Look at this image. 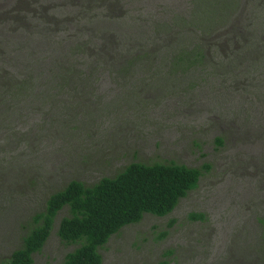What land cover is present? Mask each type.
<instances>
[{"label": "rangeland", "instance_id": "rangeland-1", "mask_svg": "<svg viewBox=\"0 0 264 264\" xmlns=\"http://www.w3.org/2000/svg\"><path fill=\"white\" fill-rule=\"evenodd\" d=\"M256 13L264 0H0V68L27 73L23 93L0 89V263L71 180L141 162L198 168L200 183L171 214L112 236L103 264H264ZM67 215L34 264L77 247L57 233Z\"/></svg>", "mask_w": 264, "mask_h": 264}, {"label": "trees", "instance_id": "trees-1", "mask_svg": "<svg viewBox=\"0 0 264 264\" xmlns=\"http://www.w3.org/2000/svg\"><path fill=\"white\" fill-rule=\"evenodd\" d=\"M262 20L264 15L256 13L250 18L251 27L255 28ZM65 33L68 32H57L54 38L62 42ZM50 53L51 50H46L37 63L30 65L31 71L43 65ZM0 74V89L8 90L16 85L19 93H23V76L27 73L16 74L8 67H1ZM18 75L22 78L17 79ZM201 176L200 169L184 164L133 162L114 177H104L90 186L71 180L47 199L44 210L34 216L35 225L23 237L22 246L0 264H34V255L45 246L63 210L68 215L60 221L58 236L77 247L66 255L62 264H103L100 250L112 236L126 226L139 223L146 214L158 217L171 214L180 200L198 187Z\"/></svg>", "mask_w": 264, "mask_h": 264}]
</instances>
